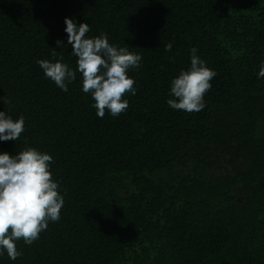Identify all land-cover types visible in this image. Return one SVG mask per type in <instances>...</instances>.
<instances>
[{
  "label": "trees",
  "instance_id": "obj_1",
  "mask_svg": "<svg viewBox=\"0 0 264 264\" xmlns=\"http://www.w3.org/2000/svg\"><path fill=\"white\" fill-rule=\"evenodd\" d=\"M65 17L142 56L118 117L97 116L79 72L64 92L39 67L76 69ZM193 47L217 75L187 113L166 101ZM262 63L264 0H0V111L25 118L0 152L52 155L65 199L0 264H264Z\"/></svg>",
  "mask_w": 264,
  "mask_h": 264
},
{
  "label": "clouds",
  "instance_id": "obj_2",
  "mask_svg": "<svg viewBox=\"0 0 264 264\" xmlns=\"http://www.w3.org/2000/svg\"><path fill=\"white\" fill-rule=\"evenodd\" d=\"M64 23L67 44L71 46V54L77 57V67L73 70L62 62V57L55 62L38 60L45 77L68 92L69 84L76 81L79 72L81 90L91 94L98 117L103 118L106 111L112 117L126 112L129 101L124 97L134 96L137 91L135 80L128 73L141 67L142 56L111 44L106 34L86 36L90 26L85 22L65 17ZM171 50L169 43L165 51ZM190 53V67L171 80L170 98L166 101L171 109L187 113L200 112L206 107L205 94L212 88L211 81L217 75L197 54V48H191ZM56 55L52 53L54 58ZM260 78H264V63L257 73V79ZM24 131L23 116L14 120L6 111H0V142L16 141ZM53 163L52 155L34 147H27L15 155L0 152V256L6 253L15 261L23 255L17 248L18 241L22 239L26 245H32L50 222L61 219L65 199L60 182L53 178Z\"/></svg>",
  "mask_w": 264,
  "mask_h": 264
}]
</instances>
